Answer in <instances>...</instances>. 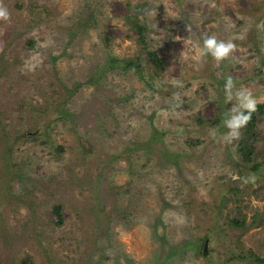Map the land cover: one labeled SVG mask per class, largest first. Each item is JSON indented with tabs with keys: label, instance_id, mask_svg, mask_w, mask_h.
I'll return each mask as SVG.
<instances>
[{
	"label": "rangeland",
	"instance_id": "obj_1",
	"mask_svg": "<svg viewBox=\"0 0 264 264\" xmlns=\"http://www.w3.org/2000/svg\"><path fill=\"white\" fill-rule=\"evenodd\" d=\"M0 4V264L264 259V0ZM206 34L235 52L198 58ZM136 56L141 72L118 63ZM229 77L262 107L247 165Z\"/></svg>",
	"mask_w": 264,
	"mask_h": 264
},
{
	"label": "clouds",
	"instance_id": "obj_2",
	"mask_svg": "<svg viewBox=\"0 0 264 264\" xmlns=\"http://www.w3.org/2000/svg\"><path fill=\"white\" fill-rule=\"evenodd\" d=\"M149 16H155V10H149L147 13ZM10 20V13L8 9L0 4V21L8 22ZM198 58H204L211 56L213 60L220 63L226 59H229L236 50V45L233 40L219 39L215 34L204 35L202 43L196 45ZM235 84L231 77L226 81L225 88L228 93V98L231 100L236 99L237 103L233 106L228 114L227 118L223 121L224 127L228 129L225 135V140L231 142L234 139L240 137V129L245 127L248 121L251 119V113L256 111L257 101L253 98L251 92L241 87L235 92L233 97L232 89ZM247 113V114H246Z\"/></svg>",
	"mask_w": 264,
	"mask_h": 264
},
{
	"label": "trees",
	"instance_id": "obj_3",
	"mask_svg": "<svg viewBox=\"0 0 264 264\" xmlns=\"http://www.w3.org/2000/svg\"><path fill=\"white\" fill-rule=\"evenodd\" d=\"M134 26L138 32L142 33V28H140L137 23H135ZM146 58L147 61H149V63L153 64L155 69L161 68L163 62L160 59H158L157 55L154 52L148 51V53L146 54ZM118 63L119 65H122V67H124V70H133L134 72H141L144 69L141 63V58L137 56L135 58L119 60ZM261 109H262L261 106H256V111L251 113V119L248 121L246 126L242 128V138L239 140L238 143L239 146L238 152L240 156V161L245 165L251 164L253 162L254 152H255L254 147L256 140L258 139V137L255 135L256 120H257L256 116L257 114L260 115ZM251 166H252L251 169L253 171H256L258 169L257 165L252 164ZM52 213L58 220L56 221V223L57 224L62 223L61 208L59 206H55L52 210ZM255 222H257L256 227L264 225V220H258V221L255 220ZM229 224L232 228H239V227L242 229L245 228V222L239 217V214L233 219H231ZM251 256L254 257L253 261L256 264H264L263 258L256 257L253 254H251ZM23 264L26 263L23 262Z\"/></svg>",
	"mask_w": 264,
	"mask_h": 264
}]
</instances>
